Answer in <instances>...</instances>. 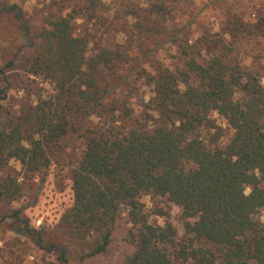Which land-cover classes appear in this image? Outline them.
<instances>
[{
	"label": "trees",
	"instance_id": "16d2710c",
	"mask_svg": "<svg viewBox=\"0 0 264 264\" xmlns=\"http://www.w3.org/2000/svg\"><path fill=\"white\" fill-rule=\"evenodd\" d=\"M58 7L61 13L39 28L21 6L0 0V19L16 25L21 41L7 52L0 36V101L9 102L15 88L26 96L16 111L0 103V169L13 163L36 176L50 167V153L62 139L85 141L73 173L74 204L60 223L81 247L79 263L108 251L125 215L131 227L122 264H264L261 74L222 56L205 64L190 58L176 73L152 59L159 45L149 49V33L159 28L150 26L151 11L135 25L148 37L119 43L104 22L97 25L103 0L67 10L64 0ZM79 18L94 29L78 34ZM97 26L108 38L90 54ZM32 76L52 84L55 93L44 98ZM142 78L152 96L136 112L130 89H139L132 86ZM212 113L234 132L224 148L223 128ZM16 184L0 183V203L21 195ZM146 196L160 198L163 209L181 208L183 236L163 209L157 214L165 224L151 221ZM13 217L24 226L19 234L34 233L37 246L56 255L58 264L71 263L68 244L45 242L19 210Z\"/></svg>",
	"mask_w": 264,
	"mask_h": 264
},
{
	"label": "rangeland",
	"instance_id": "374dc122",
	"mask_svg": "<svg viewBox=\"0 0 264 264\" xmlns=\"http://www.w3.org/2000/svg\"><path fill=\"white\" fill-rule=\"evenodd\" d=\"M7 1L21 6L31 16L32 25L42 28L47 18L61 13L58 5L64 0ZM103 3L105 8L99 12L97 25L104 22L106 31L119 43L137 37H148L140 33L135 25L140 20H147L150 11L155 15L149 16L150 26L156 24L159 32L149 33L148 47L152 49V46L159 45L152 59L159 61L169 70L176 73L185 71L186 62L190 58L205 64L213 57L222 56L227 62H238L242 68L259 72L264 85V44L258 45L259 53H255L249 51L253 49L249 43L243 44L240 38L232 37L234 32L242 30L244 25L238 28L239 26L236 27L232 23L233 18H237V22L240 21L241 18L238 16L242 13L233 16L230 12L233 5L229 0H103ZM76 4L83 5L84 0H65L66 10L69 5ZM159 8H162L163 12H158ZM229 17L231 20L229 19L228 22ZM6 21L0 19V36L6 40V45L3 47L9 52L7 47L12 46L15 49L21 41L16 25ZM74 25L78 34H84L87 29L91 32L93 28L90 21L81 18L76 20ZM98 26L97 31L92 32L94 37L91 39L90 54H95L98 44H103L108 38L107 36L101 38L103 29ZM245 29L247 30L248 26ZM228 33L232 35L231 38ZM9 50L12 52V49ZM29 78L36 82L33 86H38V92L44 98L55 93L54 86L49 82L33 76ZM144 80L142 78L133 84L132 88H139L136 91L130 89V92L134 91L132 94L134 98H130L129 101L136 107V112L152 96V87L147 86ZM9 94V102L0 101V103L6 109H12L14 105L15 108L12 110L16 111L19 103L26 97L25 93L15 88ZM211 116L223 128L219 146L224 148L230 143L234 132L217 113H212ZM201 134L206 139L212 135L207 130H202ZM85 148L86 143L83 139L68 136L62 139L59 146L50 153L52 159L50 167L36 176H30L13 163L0 169V183L7 179L11 182L16 180V186L21 190V195L14 199H5L0 203V264H58L56 255L49 254L37 246L38 240L34 233L22 235L16 231L24 227L13 217L17 210L20 211V218L28 221L30 228L44 236L45 242L69 245L73 251L70 264H122L129 249L125 237L131 227L125 215L121 216L115 228L108 251L83 263H79L78 256L81 247L75 242H70L60 228L63 215L74 204L73 173ZM247 193H250L249 188ZM144 201L151 221L157 225H164L165 217L157 214L163 209L162 200L146 196ZM163 210L170 213L179 235L183 236L185 228L181 208L170 204ZM258 219L264 223V213H261Z\"/></svg>",
	"mask_w": 264,
	"mask_h": 264
},
{
	"label": "crops",
	"instance_id": "0c3cea01",
	"mask_svg": "<svg viewBox=\"0 0 264 264\" xmlns=\"http://www.w3.org/2000/svg\"><path fill=\"white\" fill-rule=\"evenodd\" d=\"M229 2L233 5L230 10L233 16L242 13L238 16L241 18L240 21L237 22V18H233L231 22L236 27L239 26L238 28L244 25L243 29L239 32L235 31L233 36L228 33L229 37L240 38L243 44L249 43L253 46L249 51L259 53L258 45L264 44V0H229ZM227 19L229 22L230 17Z\"/></svg>",
	"mask_w": 264,
	"mask_h": 264
}]
</instances>
